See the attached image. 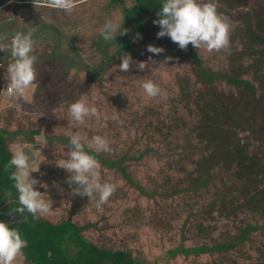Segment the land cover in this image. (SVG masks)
<instances>
[{"label":"rangeland","instance_id":"rangeland-1","mask_svg":"<svg viewBox=\"0 0 264 264\" xmlns=\"http://www.w3.org/2000/svg\"><path fill=\"white\" fill-rule=\"evenodd\" d=\"M12 3H16V0L5 4L2 12L0 11V18L8 19L7 31L6 27H3L4 23L0 25V31L10 34L24 31L25 28H35L37 31L38 25L55 29L58 27L62 32L63 41L58 47L64 50L52 55L44 46H38L39 49L34 53L39 57V63L36 65L38 87L33 92V96L36 94L37 97L34 99L30 95V101L23 106L25 109L33 105V110L28 114L32 119L29 120L23 110L17 111L9 101L0 97V128L6 126L5 122L11 118L14 127L20 124L17 121L24 120L26 131L42 135L41 131L35 128L39 125L45 133L55 136L59 145L54 146L50 158L57 172H60L61 168L56 166L55 161L62 157L63 152L68 151L62 146L69 131H85L89 139L92 135L106 137L112 151L99 153V161H128L134 155L144 154L141 159L134 160L140 164H132L133 174L128 171L127 175L133 185L120 176L117 168L104 167L101 164L102 181L115 183L117 190L100 209L95 207L94 200L89 201L87 197L72 194V188L77 186H70L65 182L69 174L62 169L56 180L46 184V189L43 188V194L48 195L46 198L53 202L46 217L55 223L71 220L80 226L86 225L83 233L89 241L113 252H125L133 260L143 261V264H251L244 260L245 258L238 257L239 251L221 254L213 248L214 238L227 223L232 222V202H237L234 198L237 192L233 189L232 182L237 181L239 176L238 164L233 161L231 155H227L228 147L224 144L226 135L219 130L226 126V111L234 110L235 105L227 101V98H238L235 87L225 84L223 79L210 85L200 71L197 61L194 60L193 63L188 58L189 52L179 49L168 37L158 39L160 28L154 25L153 21L159 18L157 12L160 10L150 11L142 8L137 14V0H79L77 8L74 9V17L66 19L77 25L67 31L60 29L63 15L59 10L34 7L29 1L16 3L20 5L16 9L17 6ZM218 8L221 9L222 15L232 22V41L229 49L221 53H209L204 48L194 51L201 59V68L206 75L216 71L225 74L224 70L229 71L230 68L236 71L246 70L254 61L251 57L263 55L264 23H259L258 20L264 16V0H218ZM106 20L123 24L121 30H127V34L117 35L115 41L105 43L98 30ZM84 23L86 29H82ZM35 35L38 41V32ZM47 36L50 34H43L41 39L44 40ZM67 43L68 46L65 45ZM149 44L162 47L165 52L153 55L147 52ZM74 52L78 53L72 55ZM123 53L130 54L135 62L150 63L148 58L152 56L155 64L150 63L140 70L138 64L133 62L128 72H119L116 68L121 64L120 56ZM81 56L83 61L96 62L97 70L90 75L84 71L87 68L81 61ZM4 57L5 53L0 52V58ZM166 57L172 59L163 64ZM0 65L2 72L3 63L0 62ZM4 66L7 68V62H4ZM146 79L157 83L163 94L156 98L147 97L141 87V82ZM186 92L196 97L203 112L201 117L205 118L207 124L203 132L205 135L202 134L203 139H199L198 143L201 153H198L196 158L187 146L175 151L169 149L167 141L162 139V134L156 131L175 119V110L188 123L193 121L184 101ZM42 93H47L46 104H41L38 100ZM84 94L89 100L93 96L97 97L95 106L100 117L87 118L85 123L80 125L70 120L67 107ZM4 99L8 103L3 101ZM11 107L20 114L16 115L11 109L8 111ZM238 114L241 119L250 117L255 126L248 127L249 130L258 133V137H264V100L258 105L257 118L252 116L253 109L246 112L243 105L239 107ZM113 115H116L118 120H112ZM104 116L109 119L105 121ZM196 118L199 120V117ZM237 118L234 123L229 122V126L236 132L233 137L234 144L240 140L243 145L251 134L245 132V126L238 122ZM177 133V137L182 139L181 146L184 139L191 136L185 130H178ZM41 139L44 141L42 137ZM85 148L89 150L87 145ZM229 148L233 149L234 146ZM243 148L249 157L255 155L264 162V141H251ZM149 149L158 151L159 154L151 155ZM182 152L187 154L186 158L180 155ZM155 166L158 169H155ZM208 166L212 184L204 187L200 193L188 191L181 197L173 196L169 199L168 209L165 211V202L159 195L168 191L172 172L181 175L180 185L189 188L191 183L189 184L187 175L179 170L186 168L202 172ZM180 187L182 186L177 188ZM138 188L149 195H158L146 198ZM127 197L131 201L123 202ZM238 199L244 200L240 197ZM121 203V207L117 209ZM262 204L264 205L262 190L253 191L238 215L242 217L247 213L244 209L249 208L257 215L256 222L252 220L253 225L260 227L264 224ZM7 213L0 214L4 222L7 221ZM173 231L186 240L188 247L208 246L215 252L196 254V257L190 255V259L180 257L166 262L162 259L158 261L159 248L168 247L169 242L181 240ZM173 233L175 238L171 240ZM256 233L264 235V230L259 229ZM253 250L255 249H249V253L252 259H255ZM26 260L24 257L18 258L17 264H35L31 261L27 263Z\"/></svg>","mask_w":264,"mask_h":264},{"label":"trees","instance_id":"trees-1","mask_svg":"<svg viewBox=\"0 0 264 264\" xmlns=\"http://www.w3.org/2000/svg\"><path fill=\"white\" fill-rule=\"evenodd\" d=\"M6 0H0V5L3 4ZM139 5L135 8V12L139 14L142 8H147L151 10H160L162 6V2L153 1V0H137ZM16 9L18 8V4H14ZM13 5V6H14ZM26 6H24L25 8ZM77 8V7H76ZM262 11V10H260ZM59 13H62V21L60 25V29L67 31L71 27L77 25L75 22L66 21V19H72L76 10H73L71 14L64 12L63 10H59ZM218 12L223 14L221 9L218 8ZM22 12L19 9V14ZM158 18V17H157ZM159 19V18H158ZM259 23H264V16L259 18ZM26 26V25H25ZM82 29H86L85 23L82 26ZM55 28H48L44 25H38L37 31L38 32V41L36 45V50L44 46L45 49L49 54L57 55L64 50L58 45H62V35L61 31L58 27ZM59 30V32L57 31ZM7 31V27H6ZM27 32V28L24 29ZM50 34L44 40L41 39L43 34ZM37 38V35L34 37ZM232 41V37H230V44ZM51 45V46H50ZM66 46L69 43L65 44ZM39 46V47H38ZM60 49V51H59ZM197 51L191 44L188 45L187 52H189L190 61L195 63L197 61V65L202 72L203 76L207 81L212 85L216 80L223 79L227 84L232 87H235L237 91L238 98H227V101L231 102L235 105L234 110L226 111V126L223 128H219L220 131L224 132L226 135L225 145L228 147L229 154L233 157V161L238 164V175L237 181L232 182L233 189L237 192L236 201H233L232 204L235 206L231 207L233 211V219L232 222H229L225 225L220 234H218L214 238V249L219 253L228 252V251H239L238 257L245 258L247 262H251V264H264V235L257 234L256 231L259 229L264 230V224L260 227L259 225H253L257 220L256 213H252L249 208H245L244 210L247 212L242 217L238 214L241 212V208L246 206V202L249 200V196H251V192L253 191H261L264 194V162L262 159L258 158L257 156L253 155L249 157L246 154V150L243 148L244 146H248L251 141H264V137H258V133L251 132L248 127H254L252 120L249 118L241 119L240 115L238 114V109L241 105L244 106L246 112H250L252 109L254 110L253 117L257 118L258 116V105L262 103L264 100V49L262 51L263 55L251 57L254 59L250 67L246 70H234L232 68L228 70H224L225 74L221 72H214L205 74L204 70L201 68V59L198 55L195 54L194 51ZM200 51V50H199ZM225 50L220 51L219 53ZM57 53V54H56ZM78 52H74L72 55L77 54ZM98 54V52H96ZM81 55V54H79ZM83 56H81V61H83ZM195 60V61H194ZM10 61V53H5V57L2 59L0 58V62L3 63V69L0 72V89L2 87H6L8 81L6 80V68L4 66V62L7 64ZM86 65V71L89 75L94 70H97L96 62L88 63L83 61ZM212 87V86H210ZM31 96L36 99V94L33 93ZM41 104H46L47 100V93H42L41 97L38 98ZM5 101V99L3 100ZM184 101L186 102V109L190 113L191 119L193 121L187 122V120L180 116L177 111L176 117L172 122L166 123L160 129L157 128L156 131L161 133L162 139L167 141V146L169 149L175 151L180 149L181 147H188L192 151V156L196 158V155L200 152L199 148V139H203L202 134L206 129V120L201 111L199 103L197 102L196 97L192 96V93H185L184 94ZM6 102V101H5ZM8 103V102H6ZM25 105L27 103H24ZM38 104V102H36ZM193 108V109H192ZM14 110V108H9L8 111ZM32 106L25 107L23 109L25 116L32 119L31 116L28 114L31 113ZM56 109V107H55ZM9 113V112H8ZM16 115L20 114L15 112ZM55 115V114H53ZM264 117V114L262 115ZM196 117H199L197 120ZM238 122H242L245 126V132L251 134V137L246 138V142L242 145L241 141L238 140L237 144H234L233 137L236 136V132L233 131L230 126L229 122L234 123L236 120ZM35 121V120H34ZM20 123L16 127L13 126V121L11 118L5 122L6 126L0 128V212H11L18 206L17 200V192L13 187V181L9 179V173L4 171V166L11 158V154L13 151V145L17 142H23L28 144H37L36 137L40 136L46 141V147L42 149L41 154L46 158L45 162H42L39 165V171L32 173V176L39 180L42 184H50L54 182L62 171L57 172L54 169L52 160L50 156L53 154V148L55 145H59V141L55 138V136L50 135L48 132H44L45 130L37 125L35 126L36 130H40L42 135L36 134L35 135L31 131H26L25 122L17 121ZM43 122V121H42ZM28 123V122H27ZM30 126L31 123H28ZM110 129V128H108ZM44 130V131H43ZM178 130H185L186 132L190 133L191 136H187L184 139V144L181 146L180 142L182 141L181 138L177 137ZM260 136V134H259ZM18 138H23L22 141H18ZM26 140V141H25ZM230 146H234L233 149L229 148ZM39 147V145H37ZM62 147L68 149L69 147V138L65 137V142ZM158 149V148H155ZM89 151L90 154L101 156L93 151ZM151 155L159 154L158 151L153 149L148 150ZM176 154V152H173ZM217 154V153H216ZM180 155H183L186 158L187 154L182 152ZM226 155V156H227ZM144 154L134 155L128 161H121L118 162H108L107 160H101L100 163L103 164L104 167H111L117 168L118 171L121 173V177L130 185H133L131 179L129 178V172L133 174V165L132 164H140V162H134V160H139ZM226 158V157H225ZM99 159V158H98ZM225 161V160H224ZM39 159L37 160V164H39ZM136 166V165H135ZM218 168V167H217ZM155 169H158L155 166ZM216 169V168H215ZM201 170V169H200ZM129 171V172H128ZM209 171L210 166L203 170L202 172H196L187 170L183 168L179 170L180 173L186 174L188 180L190 181L189 188L184 187L185 185H180L182 176L172 172L173 176L169 178L170 185L168 191L159 195L161 199L165 202L164 210L167 211L168 209V201L173 196L174 197H181L184 193L188 191H192L195 193H200L202 189L206 186L212 184L209 179ZM128 174V175H127ZM53 176V177H52ZM194 180V181H193ZM237 182L241 184L238 185ZM182 186L180 188H177ZM184 187V188H183ZM37 190L41 193L43 192V188L37 186ZM142 196L146 198H152L154 195H158V193H154L149 195L145 193L141 188L137 189ZM244 198L243 201H240L238 198ZM131 199L128 197L123 200V202H130ZM121 204H118L117 209L121 207ZM261 207V210H264V205ZM128 210V209H127ZM130 211V210H128ZM134 211V210H133ZM131 211V212H133ZM16 215V221H6L10 228H17L22 237L27 241V246L23 250L24 251V259H27L26 262L30 263L33 262L35 264H143V261L133 260L127 253L122 251L113 252L110 249H106L104 247H100L99 245L89 241L84 236L85 226H80L77 223L72 222L71 220L62 221L59 223H55L48 219L45 216L34 220L31 214L25 212L23 216L18 214ZM161 220V219H160ZM252 220H255L254 223ZM180 237L181 240L177 242H169L168 247L159 248V254L157 255L160 261L166 262L169 259H176V258H185L190 259V255L196 254H210L215 252L214 249L208 246H200L196 248L188 247L185 243V239L179 235L176 231H173ZM175 234L173 233L172 239L174 240ZM249 249L253 250L255 254V259H252V256L249 253ZM51 252V256L48 253ZM225 264V263H222Z\"/></svg>","mask_w":264,"mask_h":264},{"label":"clouds","instance_id":"clouds-1","mask_svg":"<svg viewBox=\"0 0 264 264\" xmlns=\"http://www.w3.org/2000/svg\"><path fill=\"white\" fill-rule=\"evenodd\" d=\"M11 1L6 0L1 4L0 11L2 12L4 5ZM21 1H29L34 7L63 10L68 14H71L79 3V0H16V3ZM157 16L159 19L153 21V24L160 28L157 38L168 37L181 50L186 51L189 44L197 50L204 48L209 53L227 51L230 47L232 22L218 12V0H162ZM3 23V27H7L8 19L0 18V25ZM122 25L112 20L105 21L98 30L105 43L115 41L117 35L127 34V30H121ZM35 33V28L27 32L15 31L10 34L0 31V52H10V61L6 68L8 83L5 88L0 89V97L9 101L17 111L23 110L24 103L30 101V95L38 87L36 65L39 63V57L34 54L37 45ZM137 35L139 38V34ZM147 52L160 55L165 49L149 44ZM120 59L121 64L116 68L119 72H128L135 62L128 53H123ZM171 59L172 57H166L163 64H167ZM148 61L155 64L152 56H149ZM135 63L140 70L150 64ZM141 87L149 98L163 94L162 88L151 79L142 81ZM96 101L95 96L89 100L85 94L81 95L80 99L68 105V117L80 125H83L87 118H99ZM103 119L107 121L109 117L104 116ZM111 119L118 120V117L113 115ZM67 135L68 151L63 152L62 157L56 159L55 164L69 174L65 182L70 186H77L75 189L72 188V194L87 197L89 201L94 200L95 207L100 209L115 193L117 185L102 181V165L96 155L85 150V145L89 150L99 154L112 151L110 142L102 135H92L89 139L88 133L81 130L69 131ZM35 139L37 144L15 143L11 158L4 166V171L9 173V179L14 182L13 187L18 194V206L13 213L23 216L27 212L34 220L47 215L53 205L52 200L46 198L48 195L37 190V186L46 189L47 185L32 176V173L39 171V165L46 161L41 154L42 149L47 146L46 141L40 136ZM22 140L23 138H18V141ZM38 159L39 164H37ZM26 246L27 241L17 228H10L8 223L0 222V264H17L18 258L24 257L23 250ZM48 255L51 256V252Z\"/></svg>","mask_w":264,"mask_h":264},{"label":"built area","instance_id":"built-area-1","mask_svg":"<svg viewBox=\"0 0 264 264\" xmlns=\"http://www.w3.org/2000/svg\"><path fill=\"white\" fill-rule=\"evenodd\" d=\"M2 212H0L1 214ZM16 215L14 213H7V221H16ZM0 222H4V220L2 218H0Z\"/></svg>","mask_w":264,"mask_h":264},{"label":"crops","instance_id":"crops-1","mask_svg":"<svg viewBox=\"0 0 264 264\" xmlns=\"http://www.w3.org/2000/svg\"><path fill=\"white\" fill-rule=\"evenodd\" d=\"M33 107V105H31ZM33 110V109H32Z\"/></svg>","mask_w":264,"mask_h":264}]
</instances>
